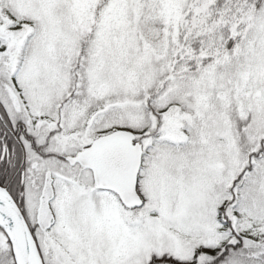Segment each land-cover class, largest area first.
I'll return each mask as SVG.
<instances>
[{"label": "snow or ice", "instance_id": "obj_1", "mask_svg": "<svg viewBox=\"0 0 264 264\" xmlns=\"http://www.w3.org/2000/svg\"><path fill=\"white\" fill-rule=\"evenodd\" d=\"M0 264H264V0H0Z\"/></svg>", "mask_w": 264, "mask_h": 264}]
</instances>
